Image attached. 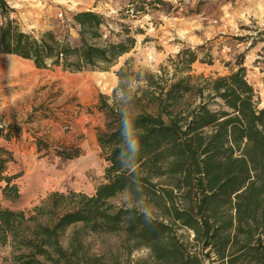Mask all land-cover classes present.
<instances>
[{
    "label": "trees",
    "instance_id": "trees-1",
    "mask_svg": "<svg viewBox=\"0 0 264 264\" xmlns=\"http://www.w3.org/2000/svg\"><path fill=\"white\" fill-rule=\"evenodd\" d=\"M154 1L138 0L133 14ZM6 7L0 0V53L37 69L108 71L136 43L124 24L112 40L107 19L93 11L71 17L75 42L68 33L35 37L5 17ZM198 49L182 47L156 72L134 71L129 59L113 72L116 86L95 106L103 117L95 129L100 180L91 194L54 190L28 209L0 201L6 264H264V103L242 60L226 75L192 74ZM11 128L1 127L0 138L9 141ZM12 160L0 145L1 195L16 202L17 176L6 172ZM110 234L119 237L118 254L90 251L88 237ZM137 250L146 256L130 260Z\"/></svg>",
    "mask_w": 264,
    "mask_h": 264
},
{
    "label": "rangeland",
    "instance_id": "rangeland-1",
    "mask_svg": "<svg viewBox=\"0 0 264 264\" xmlns=\"http://www.w3.org/2000/svg\"><path fill=\"white\" fill-rule=\"evenodd\" d=\"M137 1L77 0L65 11L66 4L55 0H4L5 17L35 37L52 31L59 37L68 33L75 42L78 36L69 25L71 17L79 11H93L107 19L103 30L112 40L124 24L136 43L108 71L37 69L29 60L0 53V128L5 133L6 126H12L11 139L0 138V145L12 153L6 172L17 176L14 183L20 191L16 202L2 198L0 191L3 206L28 209L49 191L89 192L100 180L105 162L95 129L103 117L95 106L99 94L111 95L117 84L113 72L126 59L134 71L156 72L182 47L201 46L191 73L213 77L228 74L242 60L258 106H263L264 63L257 59L264 47V0H161L164 5L146 0L154 3L144 14L134 15ZM3 21L0 9V23ZM67 148H78L81 153L72 159L60 157L58 153ZM86 243L95 254L119 253L117 235H92ZM145 256V250H137L130 260ZM8 257L9 249L0 247V264H6Z\"/></svg>",
    "mask_w": 264,
    "mask_h": 264
},
{
    "label": "crops",
    "instance_id": "crops-1",
    "mask_svg": "<svg viewBox=\"0 0 264 264\" xmlns=\"http://www.w3.org/2000/svg\"><path fill=\"white\" fill-rule=\"evenodd\" d=\"M55 1H57V2H64L65 4H66V8H65V11L67 10V9H72L71 7L73 6V5H76L77 4V0H55ZM3 59H7V58H3ZM7 60H9V59H7ZM1 61H2V58H0V64H1ZM1 65H0V69H1ZM1 71V70H0ZM114 74V73H113ZM116 77V76H115ZM94 186H95V184L92 186V188L90 189V191L89 192H86V191H84V190H79V191H82V192H84V193H86V194H91L92 192H93V190H94ZM52 191H54V190H52ZM50 192V191H49ZM47 193H45V195H46ZM44 195V196H45ZM44 196H40L39 197V199H41V198H43Z\"/></svg>",
    "mask_w": 264,
    "mask_h": 264
},
{
    "label": "built area",
    "instance_id": "built-area-1",
    "mask_svg": "<svg viewBox=\"0 0 264 264\" xmlns=\"http://www.w3.org/2000/svg\"><path fill=\"white\" fill-rule=\"evenodd\" d=\"M58 16H59V17H61V16H62V14H61V13H59V14H58Z\"/></svg>",
    "mask_w": 264,
    "mask_h": 264
},
{
    "label": "bare ground",
    "instance_id": "bare-ground-1",
    "mask_svg": "<svg viewBox=\"0 0 264 264\" xmlns=\"http://www.w3.org/2000/svg\"><path fill=\"white\" fill-rule=\"evenodd\" d=\"M13 67V66H12Z\"/></svg>",
    "mask_w": 264,
    "mask_h": 264
}]
</instances>
